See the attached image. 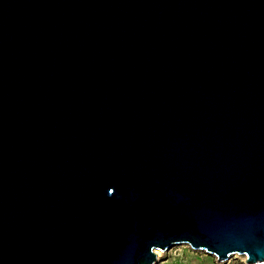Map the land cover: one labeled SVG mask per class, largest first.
Here are the masks:
<instances>
[{
    "label": "water",
    "instance_id": "obj_1",
    "mask_svg": "<svg viewBox=\"0 0 264 264\" xmlns=\"http://www.w3.org/2000/svg\"><path fill=\"white\" fill-rule=\"evenodd\" d=\"M264 264V0H0V264Z\"/></svg>",
    "mask_w": 264,
    "mask_h": 264
},
{
    "label": "rangeland",
    "instance_id": "obj_2",
    "mask_svg": "<svg viewBox=\"0 0 264 264\" xmlns=\"http://www.w3.org/2000/svg\"><path fill=\"white\" fill-rule=\"evenodd\" d=\"M161 253L157 252V260L153 264H175L179 262L187 261L188 258L191 257H198V256H210L206 254L205 252L201 251H193V248H191L187 244H178L173 246L172 248H169L166 251H161ZM230 262L232 264H247L246 259L242 257V255H236L235 257L231 258Z\"/></svg>",
    "mask_w": 264,
    "mask_h": 264
},
{
    "label": "crops",
    "instance_id": "obj_3",
    "mask_svg": "<svg viewBox=\"0 0 264 264\" xmlns=\"http://www.w3.org/2000/svg\"><path fill=\"white\" fill-rule=\"evenodd\" d=\"M175 264H218V263H216L214 257L211 255V257L210 256L191 257V258H188L187 261L179 262ZM222 264H232V263L225 262Z\"/></svg>",
    "mask_w": 264,
    "mask_h": 264
},
{
    "label": "built area",
    "instance_id": "obj_4",
    "mask_svg": "<svg viewBox=\"0 0 264 264\" xmlns=\"http://www.w3.org/2000/svg\"><path fill=\"white\" fill-rule=\"evenodd\" d=\"M193 251H198V250H194V249H193ZM201 252H205V251H201ZM205 253L208 254V255H211V254H209V253H207V252H205ZM212 256L214 257L216 263H218L216 257H215L214 255H212ZM235 256H236V255H234L233 257H235ZM233 257H232V258H233ZM230 260H231V259H230ZM230 260H229V261H230ZM218 264H220V263H218Z\"/></svg>",
    "mask_w": 264,
    "mask_h": 264
},
{
    "label": "bare ground",
    "instance_id": "obj_5",
    "mask_svg": "<svg viewBox=\"0 0 264 264\" xmlns=\"http://www.w3.org/2000/svg\"><path fill=\"white\" fill-rule=\"evenodd\" d=\"M156 252L161 253L160 250H156ZM244 259H246V256H242Z\"/></svg>",
    "mask_w": 264,
    "mask_h": 264
}]
</instances>
